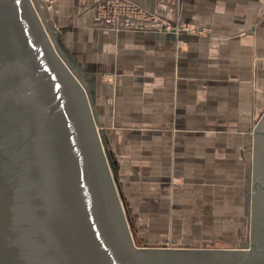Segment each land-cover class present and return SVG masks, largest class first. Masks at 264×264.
Wrapping results in <instances>:
<instances>
[{"label": "crops", "instance_id": "0c3cea01", "mask_svg": "<svg viewBox=\"0 0 264 264\" xmlns=\"http://www.w3.org/2000/svg\"><path fill=\"white\" fill-rule=\"evenodd\" d=\"M97 1L57 0L52 21L95 89L135 224L167 219L171 246L179 219L248 206L252 128L264 113V0H131L202 31L178 34L95 25Z\"/></svg>", "mask_w": 264, "mask_h": 264}, {"label": "water", "instance_id": "95a60500", "mask_svg": "<svg viewBox=\"0 0 264 264\" xmlns=\"http://www.w3.org/2000/svg\"><path fill=\"white\" fill-rule=\"evenodd\" d=\"M239 247L140 244L118 161L41 0H0V264H264V113Z\"/></svg>", "mask_w": 264, "mask_h": 264}, {"label": "rangeland", "instance_id": "374dc122", "mask_svg": "<svg viewBox=\"0 0 264 264\" xmlns=\"http://www.w3.org/2000/svg\"><path fill=\"white\" fill-rule=\"evenodd\" d=\"M56 1L57 0H41V3L48 18L52 19L54 15ZM99 2L100 0L95 3V8L97 7V4ZM131 2V0H126V2H120L118 0H109L107 1L105 8L101 10L100 13H107L110 9H116L117 11L125 12L128 10V6L131 4ZM143 9L144 11H142L139 16H137L136 14V17L146 19V14L148 16V9ZM96 10L97 8L95 9V13ZM105 16L107 15L104 14L103 17ZM162 18V16L156 17V19L158 20ZM94 23L98 26L101 25L95 21ZM130 27L124 29H135L134 26ZM112 30L115 29L112 28ZM113 74H108V77L113 76ZM135 185L136 184L133 183L132 187H134ZM227 195L228 194H226V196ZM233 195L234 194L230 193V200H232ZM247 200L250 202V196L247 197ZM249 202L248 206L250 205ZM236 204H238L239 207H235ZM202 212L203 213L201 215L196 214L191 220L179 219L177 225L178 230L174 233L172 232L173 239L171 241V246H179L180 244H183L182 246L197 245L204 247H239V245L245 242V240L247 239L250 217L249 214H247L246 208H244L241 201L240 204L238 202L231 203L230 206L223 205V207L219 205L217 208L204 209L202 210ZM139 221H141L139 222V225L136 222L138 227V235L141 238L142 234V236L147 239L144 240L141 238L140 244L148 246H169L168 241L166 240L168 236L167 231L169 228V225H167V219L158 218L151 223L147 222V220Z\"/></svg>", "mask_w": 264, "mask_h": 264}, {"label": "built area", "instance_id": "2783aa9c", "mask_svg": "<svg viewBox=\"0 0 264 264\" xmlns=\"http://www.w3.org/2000/svg\"><path fill=\"white\" fill-rule=\"evenodd\" d=\"M109 0H100V2L97 4V10L94 14L93 20L97 22L98 24H101L100 26L107 27L110 29L120 30L124 28H129L130 26H134L135 29L141 28H153L162 32H171L178 34L181 30H186L189 33H198L202 32L194 27H188L185 24H176L173 23L167 19H156V17H159V14H155L154 12H151L147 10L148 17L146 14V19H142L139 17H136L144 11V7L142 8L140 5L131 2V4L128 6V10L125 12L117 11L110 9L107 13H100L101 10L105 8V5ZM120 2H126V0H118ZM101 5V6H99ZM132 8V9H131ZM133 11V12H132ZM105 15V17H103ZM131 28V27H130Z\"/></svg>", "mask_w": 264, "mask_h": 264}]
</instances>
